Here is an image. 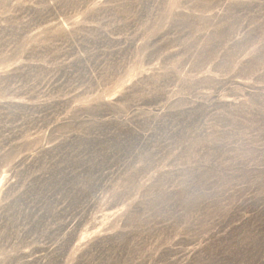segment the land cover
Segmentation results:
<instances>
[{"label": "rangeland", "instance_id": "obj_1", "mask_svg": "<svg viewBox=\"0 0 264 264\" xmlns=\"http://www.w3.org/2000/svg\"><path fill=\"white\" fill-rule=\"evenodd\" d=\"M0 264H264V0H0Z\"/></svg>", "mask_w": 264, "mask_h": 264}]
</instances>
